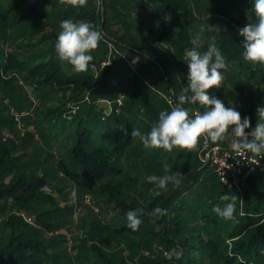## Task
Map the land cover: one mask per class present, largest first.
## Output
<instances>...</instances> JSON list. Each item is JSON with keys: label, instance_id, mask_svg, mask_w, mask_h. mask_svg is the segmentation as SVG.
I'll use <instances>...</instances> for the list:
<instances>
[{"label": "trees", "instance_id": "1", "mask_svg": "<svg viewBox=\"0 0 264 264\" xmlns=\"http://www.w3.org/2000/svg\"><path fill=\"white\" fill-rule=\"evenodd\" d=\"M211 1L226 5L230 0ZM250 3L249 13L252 0ZM188 4L185 0H87L85 7H73L59 0H0V40L24 41L0 57V91L4 94L13 76L23 75L35 83L36 91L62 94L60 105L48 108L40 118L43 131H49L50 136L72 140L67 159H59L57 165L81 196L93 193L100 198L96 205L117 214L110 223L93 220L81 240L85 254L81 260L87 264H132L137 257L142 264H264V191L259 190L264 174L250 178L251 186L241 197L222 184L215 172H208L209 167L201 164L196 150L174 148L168 152L145 147L139 138L131 136L133 129L147 134L158 121L159 113L171 110L163 91L177 102L182 86L174 85L170 74L173 65L185 69L182 85H188L184 53L192 47L194 33ZM249 13L231 17L225 28L210 31L201 51L207 49L208 38L215 36L228 68L221 70L226 82L210 89L209 95L226 107L232 98L242 119L249 117L254 128L256 109L264 106V67L257 64L253 68L243 59L244 38L238 32L249 23ZM65 19L87 21L102 33L85 72L77 73L59 59L55 50L60 22ZM144 26L148 27L146 31ZM154 39L169 45L165 53H158ZM110 44L117 53L137 59L138 69H130L119 54L110 66L103 68ZM249 81L261 88H250ZM99 94L114 102L108 113L86 101ZM121 95L126 98L118 106L116 101ZM185 107L190 109V115H194L195 107L200 113L205 111L198 103ZM165 161L171 166L169 175L180 173L181 184L174 187L169 183L171 194L152 193L151 183L144 178L149 174L164 175ZM46 186L44 177L35 185L28 181L19 157L8 152L0 154V215L10 200L19 205L29 204L24 195L29 194L31 200L42 197L52 209L36 212V220L48 232L58 231L68 208L44 192ZM226 193L238 197L229 220L212 210L217 204L224 206L226 202L220 197ZM139 197L143 204L137 202ZM156 207L167 209L168 215L149 216ZM136 209H143L144 214L141 225L133 231L127 226L125 214ZM22 222L23 218L16 215L4 221L3 232L8 236L0 237V264H62L61 254L54 252L51 245L25 237L19 227ZM156 226H161V230L156 231ZM106 237L124 246L119 262L106 254ZM157 245L167 251L178 248L183 255L169 261L163 254H156ZM143 252L153 256L147 257Z\"/></svg>", "mask_w": 264, "mask_h": 264}, {"label": "rangeland", "instance_id": "2", "mask_svg": "<svg viewBox=\"0 0 264 264\" xmlns=\"http://www.w3.org/2000/svg\"><path fill=\"white\" fill-rule=\"evenodd\" d=\"M185 1L189 3L188 5L192 12L191 25L194 29L193 36L199 32L203 39L210 32V26H217L219 29H222L225 28L231 17L247 15L249 13V5L251 4L250 0H230L226 5L218 4L211 0ZM115 27H117V25ZM144 27L145 29H143V31H146L148 27ZM117 29H119V27H117L116 30ZM201 29H203L202 32ZM154 40V44L158 48V53H165L169 45L166 43H158L157 39ZM16 41L0 40V57L24 43V41H18V43ZM117 52L116 48L110 44L109 53L104 61L107 64L105 66H110L112 64V59L115 58L116 54H119L121 55V60L128 62V67L130 69H138L137 59L133 60L128 55ZM1 60H3V57ZM104 62L102 63L103 68ZM184 70V68L177 67L176 65H173L170 70L171 77L175 80L174 85L179 86V88L180 86L183 88L182 72ZM223 77L222 86L226 82L224 75ZM242 84H240V86ZM249 87L261 88L253 81H249ZM35 88V83L26 80L23 75H17L10 79V84L4 89V94L0 91V116L2 119L0 121V154L8 152L14 157H19V164L23 167V170L26 171L28 174V181L32 182L33 185L37 183L40 177L46 178L47 186L43 188V191L51 194L60 206L67 207L68 213L58 231L48 232L45 227L40 225L36 220V212H43L52 208L47 205L42 197L31 200L29 194L24 195L23 197L29 199V204L22 203L18 205L14 203L13 200L6 203V209L4 213L0 215V237L7 238L8 236L6 231L3 232L4 221L11 215L20 216L23 218L24 222L20 223L19 227L20 229L22 228L21 230H23L25 237L40 240L51 245L54 252L61 254L62 264H87L84 260H81L85 255L81 247V240L85 237L86 232L90 230L93 220L97 222L101 221L106 224L110 223L117 214L113 210H104L100 205H96L95 203L100 200V198L96 197L93 193H83V196H81L77 188L73 186L59 169L57 162L62 158L67 159V148L71 145L72 140L64 136H60V138H53L50 136L49 131H43V122H41L40 118L46 114L48 108L60 105L62 94L54 92L48 95L46 92L36 91ZM163 92L168 104L173 100L175 104L174 96H170L168 92ZM124 95L120 96L123 102L126 98ZM231 99L232 98L229 99L230 101L227 107H235L236 109V103ZM86 101L89 104L92 103L100 106V110H106L107 113L109 112L106 108V105L109 106L107 101L113 102L110 98L103 97L101 94L95 99L91 97ZM170 105L172 107L174 106L172 103ZM69 106V108H72L71 105ZM76 110L77 108L72 109L73 113H75ZM195 111L200 112V109L195 107L194 112ZM46 128L47 127H45V129ZM229 131H231V129ZM231 141L232 138L227 137L218 143L222 146H228ZM199 146L200 141L194 149L196 153L199 152ZM208 172L212 173L214 170L209 167ZM148 176H150V174L145 176L144 179ZM248 181L242 189V192L227 187L230 190L237 191L241 197H244V190H248L251 186L248 184ZM151 185L152 193H173V188H169L168 186L166 189H159L155 184ZM261 188L264 191V183L260 186L259 190H261ZM93 189H96V187H93ZM88 198L90 201H88ZM137 202L143 204L142 198L139 197ZM144 204L147 205V203ZM29 218H31V221H29ZM104 244L105 252L109 258H116L119 262L120 254L122 250H124V246L122 248L120 241H116L111 237H106L104 239ZM155 249L157 255H164V253L167 252L163 245H157ZM143 253L147 257L153 256L150 252ZM140 261L141 259L137 257L136 261L132 264H142Z\"/></svg>", "mask_w": 264, "mask_h": 264}, {"label": "clouds", "instance_id": "3", "mask_svg": "<svg viewBox=\"0 0 264 264\" xmlns=\"http://www.w3.org/2000/svg\"><path fill=\"white\" fill-rule=\"evenodd\" d=\"M61 4L73 7H85L87 0H59ZM254 17V20H253ZM60 31L55 43V50L62 62L70 64L77 73L85 72L94 57L91 54L99 46L102 33L94 30L87 21L74 22L65 19L60 22ZM217 26H210L209 31H219ZM203 29H201V32ZM238 35L243 37V59L250 62L253 68L257 64L264 67V0H252L249 13V23L241 28ZM216 37L208 38L207 49L204 48L205 40L198 32L191 38L192 47L185 51L184 56L188 66V85L180 91L177 102L170 111H161L158 121L154 123L147 134L139 129H133L131 136L139 138L145 147L164 149L171 152L174 148L194 150L200 139L213 143L232 138V150L238 155L251 153L255 157L264 159V106L256 109L257 122L251 128L250 118L241 117L235 107H226L215 96L209 95L212 88H220L224 79L221 70H227L228 63L215 42ZM199 104L205 108L202 113L190 115L186 104ZM251 128L250 132L246 129ZM231 129V131H229ZM164 175H150L147 180L159 189H166L169 183L179 187L180 179L176 175H169L171 166L167 161L163 164ZM236 194H224L220 200L224 203L221 207L217 204L213 212L229 220L233 218ZM143 209L126 212L127 226L136 231L142 223ZM149 216H165L168 210L156 207ZM156 231L161 226H156ZM183 253L173 247L164 253L167 260H179Z\"/></svg>", "mask_w": 264, "mask_h": 264}, {"label": "built area", "instance_id": "4", "mask_svg": "<svg viewBox=\"0 0 264 264\" xmlns=\"http://www.w3.org/2000/svg\"><path fill=\"white\" fill-rule=\"evenodd\" d=\"M105 65L107 64L104 62ZM171 103L175 105L174 100ZM107 104L109 105H106L107 110L111 111L114 102L107 101ZM116 104L122 106L123 100L118 99ZM117 111L119 112V110ZM231 145L232 141L228 146H222L210 140L205 142L204 138H201L198 157L203 166L211 167L214 170L222 184L242 192L250 178L264 174V159L255 157L251 153L238 155L232 150ZM88 201H90L89 198Z\"/></svg>", "mask_w": 264, "mask_h": 264}]
</instances>
